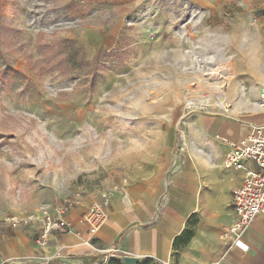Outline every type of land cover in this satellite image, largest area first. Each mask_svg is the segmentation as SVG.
<instances>
[{"label":"rangeland","instance_id":"rangeland-1","mask_svg":"<svg viewBox=\"0 0 264 264\" xmlns=\"http://www.w3.org/2000/svg\"><path fill=\"white\" fill-rule=\"evenodd\" d=\"M263 95L264 0H0V235L149 179L168 127ZM191 98L215 105L180 120Z\"/></svg>","mask_w":264,"mask_h":264},{"label":"crops","instance_id":"crops-1","mask_svg":"<svg viewBox=\"0 0 264 264\" xmlns=\"http://www.w3.org/2000/svg\"><path fill=\"white\" fill-rule=\"evenodd\" d=\"M194 114L185 119V151L178 148V127H168L153 174L115 192L96 236L89 233L83 216L99 195L68 207L63 217L71 231L53 232L44 244L37 242L39 222L2 232L0 257L42 264L43 256H57L60 264H79L97 259L94 247L100 246L118 248L122 262L128 257L160 264H264V213L242 236L249 251L229 248L224 232L236 220L233 193L246 169L259 171L253 162H247L245 170L226 168L224 159L242 136L258 130L264 134V109L242 117L191 118ZM188 232L193 234L187 240Z\"/></svg>","mask_w":264,"mask_h":264},{"label":"built area","instance_id":"built-area-1","mask_svg":"<svg viewBox=\"0 0 264 264\" xmlns=\"http://www.w3.org/2000/svg\"><path fill=\"white\" fill-rule=\"evenodd\" d=\"M196 102V103H195ZM199 109H205L202 102H206V106H212L210 98L195 100L188 99L185 102L183 117L186 112H194L197 104ZM264 103V95H263ZM225 112H229V107L223 102L216 103ZM188 110V111H187ZM217 114H219L217 112ZM220 115H224L220 113ZM183 120V119H182ZM179 150L185 151L187 148V135L184 127L178 128ZM247 162H253L259 167V171H251L246 169ZM226 168L246 169V174L240 187L233 193L232 206L236 215L235 222L224 228L225 235L228 239L229 248H240L243 251H249V246L242 240V236L246 233L249 224L264 213V134L258 130L256 133H250L242 136L238 142L232 144L231 149L224 159ZM118 190V185H112L104 188L99 192V199L94 202L84 213V219L88 224L89 233L96 236L100 230V226L105 222L108 216V208L111 200ZM63 212L45 214L42 217L29 216L24 219L13 218L10 220L14 228L28 226L34 222L41 224V236L37 242L44 244L45 240L50 237L53 232L60 234L69 233L72 229L70 223L66 222ZM98 254L95 260H81L79 264H107L112 258H118L121 251L116 247L101 248L94 247ZM0 264H28L18 258L0 257ZM42 264H60L57 256H43Z\"/></svg>","mask_w":264,"mask_h":264},{"label":"trees","instance_id":"trees-1","mask_svg":"<svg viewBox=\"0 0 264 264\" xmlns=\"http://www.w3.org/2000/svg\"><path fill=\"white\" fill-rule=\"evenodd\" d=\"M57 42L51 43L50 45H47L46 50L50 51V54H53L52 58L55 59V57L60 56L61 60H58V62H64L68 64L71 68L78 69L76 67H79L80 59L78 58L80 55V50L76 48L75 46L68 45L66 41L64 40H56ZM58 51L56 54L55 52ZM57 62V63H58ZM54 66H51L48 68L49 70H52ZM80 68V67H79ZM192 232H188L187 240L192 237ZM177 246V243H176ZM107 264H123L122 260L119 258H112ZM138 264H160L155 262L153 259L147 258Z\"/></svg>","mask_w":264,"mask_h":264},{"label":"water","instance_id":"water-1","mask_svg":"<svg viewBox=\"0 0 264 264\" xmlns=\"http://www.w3.org/2000/svg\"><path fill=\"white\" fill-rule=\"evenodd\" d=\"M139 262H140V259L138 258H128V257L123 258L124 264H138Z\"/></svg>","mask_w":264,"mask_h":264},{"label":"bare ground","instance_id":"bare-ground-1","mask_svg":"<svg viewBox=\"0 0 264 264\" xmlns=\"http://www.w3.org/2000/svg\"><path fill=\"white\" fill-rule=\"evenodd\" d=\"M221 99H223V98H221ZM223 102H224V100H223Z\"/></svg>","mask_w":264,"mask_h":264}]
</instances>
